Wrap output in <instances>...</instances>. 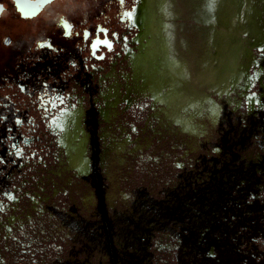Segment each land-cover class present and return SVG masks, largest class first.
I'll list each match as a JSON object with an SVG mask.
<instances>
[{
	"label": "rangeland",
	"instance_id": "rangeland-1",
	"mask_svg": "<svg viewBox=\"0 0 264 264\" xmlns=\"http://www.w3.org/2000/svg\"><path fill=\"white\" fill-rule=\"evenodd\" d=\"M142 1L74 0L78 24L109 28L97 59L56 16L2 60L0 264H264V0L221 23L225 0H167L179 82L137 66L142 31L124 17ZM220 32L239 53L218 88ZM47 37L55 50H36Z\"/></svg>",
	"mask_w": 264,
	"mask_h": 264
},
{
	"label": "flooded vegetation",
	"instance_id": "flooded-vegetation-1",
	"mask_svg": "<svg viewBox=\"0 0 264 264\" xmlns=\"http://www.w3.org/2000/svg\"><path fill=\"white\" fill-rule=\"evenodd\" d=\"M68 2L70 3L68 4ZM74 5V0H0V64L3 63L4 58L8 59L12 55L15 56V53H18L20 49L23 53L30 54V35L34 38L40 36L47 29L49 30L56 16L62 38L71 39L74 35L79 36L80 34L94 59H97L102 48L111 49L113 44L107 38L109 28L104 27L97 21L89 22L88 19L78 24L75 19L80 15V10ZM124 18L131 26H135L142 31L140 37L142 47L141 54L136 58L137 66L145 71L154 69L158 64L159 68L157 69L162 72L159 75L162 79L166 74H171L172 82H179L177 59L172 49L169 51L167 46L166 19H164V13L161 11L160 0H143L134 10L128 11L127 16ZM89 23H92L91 28ZM92 27L94 28L92 29ZM53 41L52 38L47 37L42 41H38L35 48L46 52L54 51ZM24 47H28L27 51L24 50ZM238 53L239 49L233 56H237ZM25 58L27 61L30 60L29 55ZM10 60L12 63L14 58L10 57ZM233 64L234 61L232 64L223 62L219 70H216L218 73L213 74L212 83L216 87L221 88L222 84L232 78L231 73L235 68ZM16 66H19V64ZM157 69L155 68V70ZM153 75L154 80L157 79L158 81V75L156 73ZM14 86L17 89L15 96L27 94V85L24 83L19 81ZM13 95V93H5L4 97L13 102L11 100ZM173 95L171 93L170 96ZM23 102L25 103L24 100ZM14 104V107L18 108L19 105H22V102L15 101ZM1 117H3V120L8 119L7 115H1ZM79 118V112H69L62 116L59 127L65 129L66 135L69 136V128L72 125L77 128ZM18 121L21 124L23 123V120L19 119ZM61 122L64 123V126H61ZM16 124L19 123L16 122Z\"/></svg>",
	"mask_w": 264,
	"mask_h": 264
},
{
	"label": "bare ground",
	"instance_id": "bare-ground-1",
	"mask_svg": "<svg viewBox=\"0 0 264 264\" xmlns=\"http://www.w3.org/2000/svg\"><path fill=\"white\" fill-rule=\"evenodd\" d=\"M220 1V0H219ZM222 1V0H221ZM242 0H225L224 3L222 2L220 6H217L218 8V22L221 23L223 20L225 21V19H229V17L233 14H231L233 11L238 12V10L241 9L243 3ZM161 3V11L164 13V19H166L167 15H168V11L166 9V4H167V0H160ZM251 3V2H250ZM245 4V3H244ZM249 7V6H248ZM247 7V8H248ZM260 9V8H259ZM242 12V11H241ZM248 12V11H247ZM246 13V12H245ZM238 16V15H237ZM172 17L174 18V15H172ZM236 19V17L234 18ZM231 22V21H230ZM233 23V22H232ZM226 24V23H225ZM223 25V24H222ZM232 25V24H231ZM224 26V25H223ZM234 26V25H232ZM240 26V25H239ZM165 27H167V24L165 25ZM219 28V27H218ZM228 28V27H227ZM229 30V29H228ZM245 30V28H244ZM219 31V30H218ZM243 32V31H242ZM249 32V30H248ZM229 33V32H228ZM245 35V34H244ZM243 35V36H244ZM242 36V35H241ZM212 37V36H211ZM245 38V37H244ZM264 40V39H263ZM166 41H167V46L169 48V51L171 50L170 47V40H169V34L168 32L166 33ZM234 41V39H233ZM246 42V41H245ZM212 43V42H211ZM224 33L220 32V35L217 36V39L215 41V50H216V55H214V59L212 61H210V64L208 66L209 68V73H208V77L206 78V83L208 82H213V74L216 72V70H219V67L221 64H223V62H227L228 64H232L233 63V55L235 53H237V45H234L233 47H229L227 45L224 44ZM183 44V42H182ZM232 44V43H231ZM259 44V43H258ZM188 46V45H187ZM232 46V45H231ZM183 47V46H182ZM185 47V46H184ZM187 48V47H186ZM213 50V48H212ZM211 52V51H210ZM213 52V51H212ZM201 53V52H200ZM210 55V54H209ZM238 55V54H237ZM183 57V56H182ZM211 62L213 64V66L211 65ZM183 65V64H182ZM249 65V64H248ZM177 72H178V77L179 79L180 76L182 75V67L181 65L177 62ZM222 72V71H221ZM218 73V71L216 72V74ZM184 75V74H183ZM207 76V74H206ZM205 76V77H206ZM205 80V79H204ZM180 81V80H179ZM201 84V83H200ZM187 105V104H186Z\"/></svg>",
	"mask_w": 264,
	"mask_h": 264
},
{
	"label": "snow or ice",
	"instance_id": "snow-or-ice-1",
	"mask_svg": "<svg viewBox=\"0 0 264 264\" xmlns=\"http://www.w3.org/2000/svg\"><path fill=\"white\" fill-rule=\"evenodd\" d=\"M49 47H51V45H49ZM262 51H264V50H262ZM255 95H256L255 92H252V93H251V97H255ZM251 97H249V98H251ZM17 122L19 123V121H17ZM134 130H135V129H134ZM0 163H3V161L0 160ZM9 198H11V197H9Z\"/></svg>",
	"mask_w": 264,
	"mask_h": 264
}]
</instances>
